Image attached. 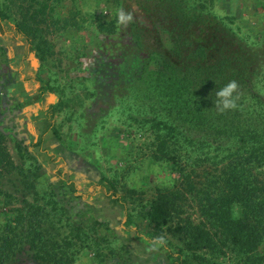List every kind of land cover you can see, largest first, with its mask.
I'll return each mask as SVG.
<instances>
[{"label":"rangeland","instance_id":"obj_1","mask_svg":"<svg viewBox=\"0 0 264 264\" xmlns=\"http://www.w3.org/2000/svg\"><path fill=\"white\" fill-rule=\"evenodd\" d=\"M187 3L232 23L252 53L253 85L264 99V0ZM117 8V0H0V232L21 215L32 219L72 264H171L169 252L179 248L188 264H264L202 218L185 180L152 158L154 133L141 119L151 116L155 101L154 55L145 53L130 25L116 26ZM111 24L110 34L98 29ZM160 38L170 47L166 30ZM43 42L50 54L40 60L36 46ZM37 84L47 88L40 103L33 101ZM196 157L203 155L193 150L188 168L201 185L205 164L195 168ZM60 178L76 192L59 185ZM158 188L179 195L171 228L205 224L211 245L195 252L200 257L166 229L158 235L149 226L145 211ZM257 254L264 255V243ZM0 264L38 263L24 248L10 260L1 255Z\"/></svg>","mask_w":264,"mask_h":264},{"label":"trees","instance_id":"obj_2","mask_svg":"<svg viewBox=\"0 0 264 264\" xmlns=\"http://www.w3.org/2000/svg\"><path fill=\"white\" fill-rule=\"evenodd\" d=\"M117 3V9L133 12L134 21L129 25L136 39L146 43L145 53L154 55L150 89L155 101L151 116L141 119L154 133L152 158L171 164L185 180L187 192H194L201 217L220 228L232 246L247 257H264L257 254L264 243V99L255 92L256 67L247 44L228 19L217 18L201 5L188 6L187 0ZM1 22L0 11L3 32ZM115 23L117 26V19ZM116 26L101 25L98 29L110 34ZM161 30L169 33L168 48L161 41ZM16 33L29 41L23 28L16 27ZM45 47L46 43L44 48L36 46L40 60H44L45 51L50 54ZM232 80L239 84L238 107L221 113L215 107V93ZM46 91L37 84L33 101L40 103ZM45 111L47 130L52 105ZM193 150L203 155L194 159L198 162L195 168L205 164L201 185L191 181L188 168ZM2 151L0 147V156ZM57 183L76 192L68 179L60 178ZM178 197L174 191L158 188L147 205L145 219L155 234L166 229L183 241L192 257H200L195 252L211 245L205 224L187 221L170 227L177 214ZM126 218L131 222L128 215ZM33 222L21 215L13 227L5 226L0 232V256L10 260L27 248L38 264H72L73 258L61 251L48 231ZM169 254L171 264H188L184 249Z\"/></svg>","mask_w":264,"mask_h":264},{"label":"clouds","instance_id":"obj_3","mask_svg":"<svg viewBox=\"0 0 264 264\" xmlns=\"http://www.w3.org/2000/svg\"><path fill=\"white\" fill-rule=\"evenodd\" d=\"M134 21V14L131 11H126L120 8L117 11V25L127 27ZM235 94V95H234ZM217 99L214 101L215 107L221 113L228 110H235L238 107L237 101L239 99V84L237 81H229L225 86L215 93ZM161 242L162 238H161Z\"/></svg>","mask_w":264,"mask_h":264}]
</instances>
